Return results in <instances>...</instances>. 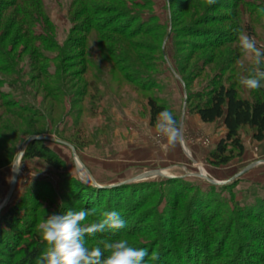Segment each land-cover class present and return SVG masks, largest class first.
<instances>
[{"label":"rangeland","instance_id":"obj_1","mask_svg":"<svg viewBox=\"0 0 264 264\" xmlns=\"http://www.w3.org/2000/svg\"><path fill=\"white\" fill-rule=\"evenodd\" d=\"M42 2L56 41L85 46V88L80 97L57 100L49 117L52 105L42 104L40 95L33 97L27 78L24 91L22 86L16 90V85L8 86L16 73L0 72V217L12 207L18 212L16 232L0 234V264H20V246L31 248L38 241L44 249L36 225L48 214L70 208L93 210L85 223L113 210L126 221L123 229L86 237L90 247L101 239H126L131 246L159 253V260L149 264H174L170 256L183 249L199 258L206 247L207 264H224L240 246L242 256L258 264L264 249L246 240L254 235L264 239V222L257 224L255 218L263 214L264 220V138L256 142L252 130L241 128L242 155L232 151L228 164L214 166L207 158L225 136L221 120L202 124L188 111L186 99L212 81L234 85L238 96L248 100L264 92V87L249 90L239 83L257 67L264 69V12L259 11L264 0L102 3L117 13L113 26L140 33L105 34L100 43L91 33L85 39L83 34L69 36L74 26L69 0ZM243 35L255 38L262 53L259 66L255 54L241 48ZM20 66L28 72L26 60ZM149 97L165 104L180 122L176 144L156 136L155 124L149 123ZM38 129L40 134L33 135ZM32 138L62 168L23 158ZM14 156L23 160L18 173L10 167ZM100 195L101 205L96 202ZM7 245L16 254L8 256Z\"/></svg>","mask_w":264,"mask_h":264},{"label":"trees","instance_id":"obj_2","mask_svg":"<svg viewBox=\"0 0 264 264\" xmlns=\"http://www.w3.org/2000/svg\"><path fill=\"white\" fill-rule=\"evenodd\" d=\"M119 2L120 0H69L67 13L69 12L70 23L74 25L70 29L69 36L83 34L85 39V36L91 33L97 37L96 40L100 43L103 38H106L105 34L108 36L115 34L120 37L128 34L134 37L139 34L138 31L131 29L125 31L118 26H113L114 20L117 19L115 17L117 13L113 7L103 4ZM135 5L137 6V4ZM65 43L59 44L56 41L55 28L45 14L42 0H0V59L6 57L3 59L9 63L0 61V72L11 76H15L16 73V77L11 78L8 82V86L11 88L16 85V90L22 86L19 89L24 91L23 79L27 78L26 85L31 87L34 93L33 97L36 98L40 95L42 104L49 102L52 105L48 109L49 117L54 115L55 105L53 104L57 103V100L59 101L64 96L74 99L84 94L82 89L85 88V83L82 82V78L87 65L83 59L85 46L82 44L77 46L75 43L68 44L67 41ZM5 44L9 48L7 51H5ZM74 58H79L80 62L74 63ZM25 60L28 72L23 73L20 64ZM70 68L75 71L70 72ZM64 88H66V92L63 91ZM186 106L188 111L196 115L202 124H212L221 120L225 136L219 140L207 158L214 166L228 164L232 157V151H235L237 156L242 155L243 145L239 136L241 128L247 127L252 130V138L256 142H261L264 138V92L259 97L248 100L238 96L234 85H224L220 81H212L204 91L189 92ZM147 107L150 125L155 124L157 115L161 111L169 110L165 104L158 103L154 97L147 99ZM18 111L29 112L26 107H19ZM29 124L34 127L37 125L31 121ZM40 130L33 131V135L40 134ZM23 158L42 160L53 169L62 168L61 163L52 156L49 149L40 140H34L27 144ZM99 190H101L99 191L101 194L106 191L102 188ZM103 196L100 195V199L96 201H99L100 205L104 199ZM3 213L5 215L0 217V234L5 232L12 235L16 232L18 212L12 207ZM255 218L257 224L263 225V214ZM18 223L20 224L19 221ZM246 241H255L261 249H264L263 237L259 238L254 235ZM7 248L9 249H5V253L8 256H10L8 252L16 254V248H10L8 245ZM197 248L200 250L199 247ZM17 249H19L18 253L21 258L20 264H35L36 258L43 251L38 241H35L31 248L26 245ZM205 249L206 247L200 250L201 253H204L202 255L204 259L201 256L194 258L191 256L192 253L183 249L179 255L175 253L170 256V260L172 259L174 264H200V260H203V264H207ZM235 251L233 253L235 255L232 254L224 264H253L252 258L242 256L245 252L240 246ZM220 257L221 255L218 258ZM258 262V264H264V255L261 259L259 258Z\"/></svg>","mask_w":264,"mask_h":264},{"label":"clouds","instance_id":"obj_3","mask_svg":"<svg viewBox=\"0 0 264 264\" xmlns=\"http://www.w3.org/2000/svg\"><path fill=\"white\" fill-rule=\"evenodd\" d=\"M206 3L213 5L216 0H206ZM259 11L264 12V8ZM240 46L255 54L256 64L259 66L262 53L255 38L241 36ZM239 83L249 90L264 87V69L257 67L254 72L242 76ZM154 131L161 141L169 145H174L181 139L180 122L167 109L157 115ZM22 162L19 157L12 158L10 167L14 173L19 172ZM94 215L93 210L70 208L65 212L48 214L38 222L36 230L45 247L35 264H149V261L159 260L157 251L150 253L147 248L131 246L126 239H101L90 247L86 237L126 227V221L118 211H105L102 218L85 223Z\"/></svg>","mask_w":264,"mask_h":264},{"label":"water","instance_id":"obj_4","mask_svg":"<svg viewBox=\"0 0 264 264\" xmlns=\"http://www.w3.org/2000/svg\"><path fill=\"white\" fill-rule=\"evenodd\" d=\"M36 139H37V138H32L31 141L36 140ZM140 179H143V177L140 176V177H138L136 180H140ZM10 193H11V192H10ZM9 197H10V194H9V196L7 197L6 201L9 199Z\"/></svg>","mask_w":264,"mask_h":264}]
</instances>
